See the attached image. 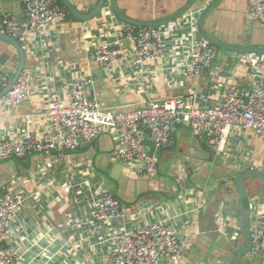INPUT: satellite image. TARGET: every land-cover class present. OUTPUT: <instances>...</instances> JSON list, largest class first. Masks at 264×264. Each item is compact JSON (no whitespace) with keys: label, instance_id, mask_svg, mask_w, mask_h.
<instances>
[{"label":"crops","instance_id":"0c3cea01","mask_svg":"<svg viewBox=\"0 0 264 264\" xmlns=\"http://www.w3.org/2000/svg\"><path fill=\"white\" fill-rule=\"evenodd\" d=\"M89 1L72 0L80 6ZM188 1L118 0L122 12L137 21L170 17ZM249 1L221 0L205 16L202 29L214 43L210 45L217 49L218 58L198 80L181 79L180 74L172 72L173 66L167 59L143 69L132 62L125 63L111 76L106 75L88 54L97 42L116 47L121 44L127 55L132 54V45L123 38L127 25L114 18L112 12L108 13V9L89 21L76 20L69 14L65 24L50 27L47 38L33 52L26 53L25 67L33 71L32 96L21 106L0 105V137L16 139L24 133H33L42 139L49 129L50 99H64L68 84L90 77L95 79V93L109 112H129L150 100L171 98H183L190 104L215 105L223 100L229 82L241 88H254L264 78V61L252 62L245 57H264V25L248 16ZM211 2L203 0L189 12L196 13L199 20ZM7 16L23 22V0H0V20ZM17 63V54L0 42V72L11 80ZM227 144L223 153L214 154L206 138H198L188 128L178 127L169 145L160 149L156 173L151 177L135 175L113 158L114 142L110 134L84 144L75 152H58L57 167L51 163L52 154H33L3 162L0 186L14 181L27 194L28 201L13 224L8 241L2 245L16 247L29 264H62L61 257L50 262L40 259L39 246L54 239L57 250L66 240H71L72 232L66 228V222L80 221L88 209L86 199L80 198L71 185L88 180L98 192H110L124 205L151 206L152 211L144 221L152 216L171 218L188 242L183 264L227 261L231 249L243 245L244 239L242 236L232 241L229 236L219 234L217 213L225 202L230 234L241 227L243 203L228 179L246 170L264 171V141L252 131H236L229 135ZM244 185L250 196L252 231L262 232L264 238V184L254 177L246 179ZM125 225L129 229L133 226L129 220H125ZM61 231L65 238L56 240L55 234ZM79 235L73 234L75 239ZM78 247L70 248L74 256H70L69 264H104L109 251L106 246L86 242ZM260 255L264 261V246Z\"/></svg>","mask_w":264,"mask_h":264},{"label":"built area","instance_id":"2783aa9c","mask_svg":"<svg viewBox=\"0 0 264 264\" xmlns=\"http://www.w3.org/2000/svg\"><path fill=\"white\" fill-rule=\"evenodd\" d=\"M23 4L25 20L18 22L7 16L0 20V32L15 39L27 53L33 52L38 43L47 38L50 27L65 24L69 12L54 0H23ZM247 14L264 25V0H250ZM197 23V14L189 12L162 26H127L123 38L132 45V54L127 55L121 44L116 47L97 42L92 45L89 59L108 76L125 63L132 62L143 69L167 59L173 66L172 72L180 74L181 79L198 80L216 62L218 51L199 36ZM245 58L252 62L264 61V57L252 55ZM32 72L24 67L16 84L0 98L2 107H17L30 100ZM9 82L10 79L0 72L2 91ZM95 83L91 77L77 80L66 86L64 99H50L47 109L49 129L42 139L33 133H24L16 139L0 137V164L33 154L75 152L84 144L110 134L114 142L113 158L129 172L151 177L159 162L157 151L169 145L178 127L188 128L198 138H206L214 154L225 151L232 132L252 131L264 141V78L252 89L229 82L223 100L215 105L190 104L183 98H171L150 100L129 112L105 111L95 93ZM71 187L76 188L80 198L86 199V215L75 223L66 222L72 235L62 248L54 249V239L39 246L40 259L50 262L61 257L62 264H69L70 256H74L70 248L82 247L86 242L109 249L104 264H183L188 242L171 218L154 219L152 216L144 221L146 214L152 211L151 206L124 205L110 192H98L88 180L73 182ZM27 201V194L14 181L0 186V264H29L18 254L16 247L2 245L10 237L13 224ZM225 207L226 203L222 202L217 213V232L237 241L242 238L241 227L230 234ZM125 220L131 222V229L127 228ZM63 231L55 234L56 240L65 238ZM74 233L80 234L79 239L74 238ZM263 239L262 232L252 231L250 256L262 251ZM202 264L230 263L217 259Z\"/></svg>","mask_w":264,"mask_h":264},{"label":"water","instance_id":"95a60500","mask_svg":"<svg viewBox=\"0 0 264 264\" xmlns=\"http://www.w3.org/2000/svg\"><path fill=\"white\" fill-rule=\"evenodd\" d=\"M57 1H59L68 10L72 18L79 21L92 20L93 18L97 17L102 11L108 9L119 21H121L127 26L155 27V26L166 25L174 20L180 19L189 11H192L195 8H197L200 5V2H202L203 0H189L185 4V6L181 8L174 15L167 18H160V19L147 20V21H137L129 16H126L122 12L118 0H90L88 4H84L82 6L74 4L72 0H57ZM220 1L221 0H212L209 7H206L204 12L199 16V20L197 24L198 31L201 37L209 44H212L213 42H211V40L208 39L206 34L203 32L202 23L204 21L205 16L209 12L214 10L216 6L219 5ZM0 42L9 46L11 51L16 53L18 56V63L16 65V68L14 71L11 72L12 75L11 81L9 82L7 87L2 92H0V98H1L5 94H7L18 81L26 65V53L23 51L22 47L15 39L2 32H0ZM157 152L159 153L160 150ZM51 156H52L51 163L55 167H57L59 165L58 163H60L59 162L60 154L58 152H53ZM254 177L259 178L264 184V171L261 170H253V169L246 170L244 172L239 173L235 178L228 179L238 191V194L240 196V199L244 207L242 208V211L240 213V217H241L240 225L244 239V244L238 247L237 249H235L233 252H232L233 249H231L230 256L226 258L230 264H249L247 260L250 256V252L253 246L252 243L253 221H252V211L248 206L250 196L246 191L244 181L248 178H254ZM216 185L217 184H215V186Z\"/></svg>","mask_w":264,"mask_h":264},{"label":"rangeland","instance_id":"374dc122","mask_svg":"<svg viewBox=\"0 0 264 264\" xmlns=\"http://www.w3.org/2000/svg\"><path fill=\"white\" fill-rule=\"evenodd\" d=\"M258 255H256V257L253 256V258L251 260H247V262L249 264H264V261H262L263 256L262 255L258 256Z\"/></svg>","mask_w":264,"mask_h":264},{"label":"trees","instance_id":"16d2710c","mask_svg":"<svg viewBox=\"0 0 264 264\" xmlns=\"http://www.w3.org/2000/svg\"><path fill=\"white\" fill-rule=\"evenodd\" d=\"M57 3L59 4V5H62L59 1H57ZM2 90H1V88H0V92H1ZM238 248V246H235V247H233L232 249V252L235 250V249H237Z\"/></svg>","mask_w":264,"mask_h":264},{"label":"bare ground","instance_id":"6f19581e","mask_svg":"<svg viewBox=\"0 0 264 264\" xmlns=\"http://www.w3.org/2000/svg\"><path fill=\"white\" fill-rule=\"evenodd\" d=\"M162 26V25H161ZM155 27H157V26H155ZM137 28H139V27H137ZM11 81V80H10ZM2 92V91H1ZM242 231V230H241ZM243 236V235H242Z\"/></svg>","mask_w":264,"mask_h":264},{"label":"clouds","instance_id":"9594fccd","mask_svg":"<svg viewBox=\"0 0 264 264\" xmlns=\"http://www.w3.org/2000/svg\"><path fill=\"white\" fill-rule=\"evenodd\" d=\"M250 257V256H249Z\"/></svg>","mask_w":264,"mask_h":264}]
</instances>
